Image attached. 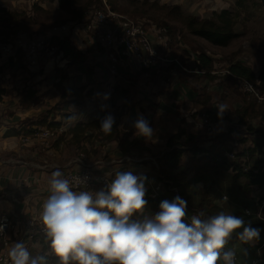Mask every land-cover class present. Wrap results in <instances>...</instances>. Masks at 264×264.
<instances>
[{"label":"crops","instance_id":"crops-1","mask_svg":"<svg viewBox=\"0 0 264 264\" xmlns=\"http://www.w3.org/2000/svg\"><path fill=\"white\" fill-rule=\"evenodd\" d=\"M26 1L31 6L33 5V3H35L36 7H39L41 10L52 11L55 12L54 14L56 15L59 13L58 0H26ZM149 1L152 2L160 1V4L180 5L181 7H183L181 2L178 0H149ZM215 1H217L221 7L225 4L222 3L223 0H215ZM203 6L208 8L209 3L207 0L203 1ZM71 26L73 27V29L75 28L72 32L62 33L59 35L60 38H63L68 34H71L69 42L67 43L65 48L66 53L62 55L60 58H64L68 55V53L70 52L69 45L76 42L77 39L76 37L79 35L78 34L79 31L85 34V37L83 39L84 43L80 45L82 46V49H79V47L76 48L77 50H74L72 52V56L65 60L69 63L70 67L71 66L73 67L70 69V71L74 72L73 74L74 81L73 83H70L69 80H67L65 77L67 76L66 72H64V75L63 73L61 75V79L56 80L54 77L46 78L47 80L52 79L54 81V82L49 81L47 84L48 86L50 85L53 86L54 83L62 84L65 87V90L69 88L86 87L88 91H92L91 95L93 94L96 97L97 101L93 102L90 100L89 103L86 102L85 104L84 103L80 104V106H72L67 113L74 114V110H75L79 115L77 116L76 121H74L71 125L69 124L67 125L66 130L68 128L75 127L76 125L85 126L91 123H96V121L100 122L102 118L109 113H111L113 116H115V114L117 113L118 114L121 113L122 116L120 120H118L117 122L118 129L121 131V138L125 139L127 137L132 141L133 140L143 141L142 145H140L141 147H139L131 155L161 157L167 149L166 145L168 140L173 136L177 135L180 129L181 130L184 129L188 135H191L190 130H195L198 132L194 124L195 119L203 115H206V113L209 111L218 113L217 106L223 103L232 112L231 117L227 121L216 123L214 129V135H215L214 138H216V140L214 142L202 141L200 142V145L203 146L204 148H209V150H211L212 152H217V153L221 152L226 157H229L230 155H235V158L232 160L236 159L240 149V145L238 142L241 141L243 137L249 136L250 132H247L244 135L240 136L242 129L246 127L240 124L238 118L239 115H237V113L243 107H245V105L242 103L243 107H240L239 103L237 102L241 98H240V94H238V92L235 91V89L233 88V83L229 82L230 85L228 87L226 86L230 77H228L227 81L225 82L224 80H218V79L213 80L210 79L209 77L207 78L205 76V73L199 72L197 71V69H194L193 66L190 67L191 69L185 68L186 70H190L189 72L188 71L185 72L187 74L190 73L189 74L190 79H193L197 74H202L201 75L202 82L204 81L206 82L205 86L202 88V96H205V98L207 97L210 98L207 104L205 105L202 104V106L199 105L197 106L200 108L199 111L200 114L198 113L197 115H195V113H192V115H188L189 114L188 112L190 110L193 111L195 109L196 104L194 106V103H188L187 100L184 101V99L181 97V94L186 93L187 95L189 92H194V91L199 92L196 94V97L195 96L193 97V95L190 93L191 99L195 100L200 95L201 87L197 85L195 82H193L192 83L193 90H192L191 80L190 79H189L190 81L187 80L185 76L186 74L183 75L180 69H178L175 66L159 64L157 67L153 68L152 70H143L140 63L137 60L130 59L127 63V66L121 68V74L123 75V78H111L108 68V61L105 56L104 50L101 48L102 50L98 52L97 50L98 46H96L97 43L82 29L81 26H77V27H74L73 25ZM21 34H25V33H21ZM89 51L90 53L92 52L93 54L98 53L99 55L90 56L88 54ZM86 56H90V57L86 58ZM171 56L175 58L174 55ZM12 60L13 63H15L14 66L20 69L23 68L26 71L27 67L24 65L25 63L23 62L22 59L16 58ZM9 61L4 59L2 62H0V70L2 68L7 67ZM19 62H22V64H19ZM187 63L188 62H186L184 66ZM7 69L8 71H11V68L9 70V68L7 67ZM31 72H32L31 70H28L27 72H24L23 75L30 73V75L32 76L34 73ZM174 74L176 76L172 81V77ZM182 77L184 82L181 81ZM39 80L43 81L41 78H39ZM209 80L212 81L211 83L212 86L208 88L207 91V89L205 88L208 85ZM25 81L27 80L24 79L21 82H25ZM187 81H189L188 85H185L184 83ZM95 83H103V85L98 89H94L93 87L95 86ZM109 86H112L113 88L115 87L117 88L116 95H113L114 92L107 90ZM174 87H177V89H174ZM118 88L119 90L123 89L126 91V94L123 91L124 94L123 98L125 99L123 102L126 103V105H124L125 109L121 107V105L124 104L123 102L121 104L117 103V99H116L117 95L119 94L122 95L121 93L118 92ZM55 89H56V85H55ZM216 91H221L223 93L222 99L216 98L215 95ZM104 94H110V98L107 101L103 99ZM254 103L260 106V104H258L256 101H254ZM104 104L106 105V108L102 110V105ZM17 107L16 105L11 103L8 106H6L5 103L0 104V159L4 161H8V160H13L15 162L19 161L22 163V164H7L1 168L3 181L0 185V193H1L0 218L3 215H8L16 225L14 233L8 236L7 238V240L9 241V246L6 248V251L10 250L14 242L22 241L26 244L32 255L35 256V255L43 254L44 252L48 251V247L45 241L43 231L40 228V213H41L42 205L46 201L47 197L50 195L48 180L50 179L51 172L48 171V169L45 170V167L52 166L53 163L55 164L56 163L55 161L57 160L58 161L63 160L64 163L71 161L72 158L71 154L67 157V154L64 155L63 153L66 152L65 149L67 148L65 146V143L68 142L70 139H72V136L70 134L67 136L65 135L61 136V138H64L65 140H63L59 144L58 143L53 144L54 143L53 142L51 148L48 151H42L41 141L38 139H32L28 143H26L21 139V136L15 138H5L6 133L10 131L14 125H17V127L20 125L19 121L16 123L14 122V117L12 115L14 109ZM62 110H64V108L61 109V111ZM2 112L4 119H2ZM28 113L29 112L25 110L20 116V119L27 117ZM180 114L184 115V118H182ZM139 116H143L146 120H148L150 126L154 130V136L150 141H146L145 139L139 138L135 135L136 130L134 128V123ZM164 118H165V123H161ZM9 121L14 123L9 124ZM247 121L253 124L261 123L258 122V120L253 121L252 119H248ZM156 122H158L159 125H156ZM23 126L24 123L22 127ZM48 126H44V128ZM157 126L159 127V129L166 127V130L161 134L158 131ZM35 127L37 128L41 126H34V128ZM262 128H264V122L262 123ZM95 130L97 129L88 132L87 139H91V138L97 139V137L92 135V133H94ZM2 133H4V136L2 135ZM96 133L98 136L100 131L97 130ZM202 134H207V133L202 131ZM208 134L211 135V133ZM236 135H238L237 138L235 137ZM183 139H187V138L184 137ZM196 139H200L199 135L198 138ZM95 150L96 148L91 147L89 153L87 154L88 157L90 156L92 157L91 161L97 160L95 155H98L99 151L97 152ZM189 154L190 153H187V155L185 156L182 162L183 170L186 169L187 167L186 165L189 162V157H190ZM102 155L105 157L106 155L112 157L106 159L109 160V162L116 161L119 158L124 159V157L129 156V155L124 156L117 142L106 145L103 148ZM255 159L261 160V162H263L264 165V153ZM111 167L104 168L102 170L103 172H98L97 176L106 174L110 176V179H112L114 178L117 172L134 171L135 173L146 175L148 180L147 191H150L151 187L159 183V179H160V176L158 175L159 172L155 171L150 164L149 165L133 164L130 166L117 165L115 167L112 168ZM201 184L202 182L197 183L198 186H201ZM102 188L103 187H101L100 185H96L91 190L99 191ZM216 188H218L221 191L219 186H216ZM171 193L173 192H170L169 194ZM178 193L179 195H181L179 191ZM221 193H223L222 200L221 197L219 196L216 197L214 199V205H216V207H218L222 211H226V212L231 211L232 214V210H228V208L226 210L221 207V204L222 205L225 204L223 202L224 201L223 197L225 196L227 197L226 202H228V200L230 202L231 197H229V195L227 193H224L223 191H221ZM173 194L175 198L176 194L175 193ZM256 195L264 196V190L256 191L253 197ZM165 196H166V192H165ZM165 196H161V197H165ZM173 199L170 196L168 198L165 197V200L171 201ZM244 208L246 207L245 206L239 207V209H241L242 211L244 210ZM33 220L38 222L39 226L31 229L29 223L30 221ZM228 247L237 250V253L238 254L240 253V255H242L238 246L228 245ZM3 250L5 251L4 240L0 238V254L2 253ZM54 259H56L54 256H49L50 264H57ZM256 260L255 258L250 261L245 260L244 264H252Z\"/></svg>","mask_w":264,"mask_h":264},{"label":"clouds","instance_id":"clouds-1","mask_svg":"<svg viewBox=\"0 0 264 264\" xmlns=\"http://www.w3.org/2000/svg\"><path fill=\"white\" fill-rule=\"evenodd\" d=\"M109 98L103 95L105 101ZM217 109L222 116L227 106L221 103ZM78 115L74 110L67 123ZM114 124L109 113L99 129L110 135ZM134 128L137 137L152 140L154 130L143 116ZM146 184L147 177L117 172L105 188L92 191L86 178L69 179L55 170L40 213L48 251L34 256L24 242L16 241L8 251L10 264H50L49 256L57 264H238L229 242L235 238L250 247L260 238L259 228L231 211L208 217L201 212L187 219V201L180 196L163 200L153 214L147 210Z\"/></svg>","mask_w":264,"mask_h":264},{"label":"trees","instance_id":"trees-1","mask_svg":"<svg viewBox=\"0 0 264 264\" xmlns=\"http://www.w3.org/2000/svg\"><path fill=\"white\" fill-rule=\"evenodd\" d=\"M58 2L59 13L57 15L54 14L55 12L44 11L39 7H34V11L42 12L46 17L50 19H57V22L54 25H80L84 24L83 22L85 21H90L89 13L91 9H93L97 4H103L102 0H58ZM107 3L114 8V11L119 12V14L125 13V11H121L118 8L119 0H107ZM142 5L153 11V13L155 14V16H142L149 18L148 21L155 22V24H150L142 20V25L145 32L148 34L153 47L157 49L161 54H164V50L166 49L164 48V45L162 41L159 40V38L161 37L162 40L171 45L174 42L173 34H178L181 36V30H187V32H189L191 35L202 38L217 47H228L234 40L239 37V35L233 31L235 21L232 13L229 10H223L221 13L215 11L212 18L200 19L199 17L194 15H186L180 5H161L159 4V2H149L148 0H144L142 2ZM159 25H161L162 27H160ZM15 35L16 34H13L4 38L0 37V39L4 40L5 42L3 43L5 44L13 45L11 41L14 39V37L12 36ZM70 37L71 34H68L63 38L54 39L53 44L59 47L57 58H60L63 54L66 53L65 48L67 43L69 42ZM171 55H174V53L170 52V54H168V56ZM22 56V52H20L18 54V58L22 59ZM174 56L178 57V54L175 53ZM4 59L6 58L0 54V62H2ZM194 60L197 61L195 67L192 63L189 65L190 67L193 66L194 69H197V71L205 73V76L207 78L209 77L213 80H222L221 77L216 75V72H213L214 65L213 59L211 57L200 54L199 57L194 58ZM19 64H22V62H19ZM14 65L15 63H13V60H11L9 61L7 67L10 70V68L14 67ZM27 69L28 68H26V71L29 70ZM58 70L62 75V72L59 68ZM229 72L231 75L252 83L256 88H260L261 92L264 91V69L259 75H256L251 68L242 64H236L230 67ZM225 76L227 78L230 77L227 76V74ZM229 81L234 83L231 77ZM28 83L29 82L27 81L21 82V84H23V87L16 89L18 96L22 95L24 92L32 91L31 88L28 87ZM123 91L126 94L125 90H119L118 88V92L121 93L122 96H124ZM91 93L92 91H88L86 87L69 88L63 91L59 102L60 104L65 105L64 116L54 114L61 110L59 106H55V108L53 107L47 112L42 113V115L29 118L28 116L24 117L19 120L20 125L18 127L17 125H14L12 129L6 133L5 138H15L22 135L31 136L34 126L44 127L49 125L52 128L63 129V133L58 136L60 139H54L53 144H59L60 142L65 140L64 138H61V136L63 135L67 136L70 134L72 136V139L66 142L65 146L67 147V151L70 150V152L72 153L71 155L73 156H77L80 153H84L87 155L91 147L93 148L96 143L105 147L106 145L113 144L114 142H117L119 144V148L121 149V152L124 154V156L131 155L134 151L141 147L140 145H142L143 141H132L127 137L125 139L121 138V131L118 129L117 125L118 120H120L122 116L121 113L115 114V124L110 135H105L99 129V121L85 126L76 125L75 127H71L66 130V127L68 125L67 117L69 115H72L67 113L68 110L72 106H80V104H85L86 102L89 103V101L91 100V96L93 95H91ZM30 95V97H33L32 93H30ZM197 99L201 103V106L202 104H207L208 100H210V98H205V96L202 95H199L195 100ZM196 114L198 113H195V115ZM237 115H239L238 118L240 124L247 128V130L250 132V135L247 137H243V139L241 140L244 148L237 154L235 160L226 157L221 152H212L211 150H209V148H204L198 143L193 145L192 148H187V142L193 141L194 139L198 138V136L188 135L184 129H180L177 135L168 140L166 145L167 149L158 161V175L162 176L163 179L170 182L172 187L180 192V196L187 201L186 217H188L189 219L192 215L199 214L201 212L204 213L205 217H208L222 211L221 209L216 207V205H214V199L220 192V190L216 188V186H219L221 191L227 193L229 197H232L235 200H237L238 197L242 198L243 206L255 210V200L253 195L256 191H261L264 189V165L261 160L255 159L264 153V128H262V123L253 124L249 123L247 120L252 119L253 121H261L260 117H263L264 120V107L262 105L261 108L260 106L256 105L254 101L251 103L246 102L245 107H243L237 113ZM207 116L213 123H219L229 120L226 117L218 115V113L210 111L207 112ZM23 123L24 126L22 127ZM256 126H260V129H256ZM94 129L100 131L97 139H87L88 132L93 131ZM184 137H186L187 139H183ZM187 153H190L189 162L186 165V169L183 170L182 162ZM104 168L108 167H103L101 165L97 167L96 175ZM132 172L135 173L134 171ZM160 181H162V179H159V182ZM225 181L231 182V186L227 189H225ZM200 182H202V184L201 186H198L197 183ZM234 186L237 192L236 195H234L232 191L234 189ZM164 191L166 192V196L165 192H163L161 196H165L166 198L170 196L172 199L174 198L173 193L169 194L170 191L168 185L165 186ZM222 194L223 193H221V196ZM199 195H202L201 201L198 203V205L194 206L193 200ZM161 196L159 197V199L153 200L151 198V192H146L145 199L148 201V211L154 214L159 210V204L163 200H165V197ZM213 196L214 199L212 200V202H210V199ZM232 214L237 217H243V219L246 222H250L253 227L259 228L261 230L263 229L264 224L257 219L245 218L244 210L242 211L241 209H233ZM229 246H238V248H240V250L242 251V255H240L239 261L240 263L243 262L242 264H244L245 260L250 261L254 258L255 260L259 259L258 252L261 244L258 242L249 247L243 245L240 241L233 238L229 242ZM54 260L57 263L56 259ZM258 264H264V250L263 261L259 262Z\"/></svg>","mask_w":264,"mask_h":264},{"label":"rangeland","instance_id":"rangeland-1","mask_svg":"<svg viewBox=\"0 0 264 264\" xmlns=\"http://www.w3.org/2000/svg\"><path fill=\"white\" fill-rule=\"evenodd\" d=\"M143 1L144 0H119L118 8L121 11H125L124 14L122 13L120 14L128 18L140 19V20L146 21L147 23L155 24V22L148 21L149 18L142 17V16H155L153 11H151L150 9L142 5ZM178 1L181 2L183 6L182 10L186 15H194V16L199 17L200 19L212 18L215 11L218 13H221L223 10H229L232 13L234 17V21H235L233 31L236 34H238L239 37L236 40H234L228 47H217L202 38L191 35L189 32H187V30H181L180 31L181 36L178 34H173L174 42L173 44L169 45L170 52H173L174 55L175 53L178 54V57L175 56V58L179 59L181 63L183 64V66L186 62H188L184 66L186 69L187 68L191 69L189 66L191 63L195 67V64L197 63V61L194 60V58H198L200 54L211 57L213 59V65H214L213 72H216V75L221 77V79L224 80V82L227 81V77L225 76L226 74L227 76H230L233 79L234 83L228 81L226 86L228 87L230 83H233V88L235 89V91L238 92V94H240L241 99L237 101L240 107H243L242 103L245 105L246 102L251 103L255 101V99H253L252 96L242 91L244 89V86L241 84L240 85L238 84L237 78L234 75L230 74L229 69L232 65L242 64L244 66L251 68L256 75H259L264 69V3L262 2V0H223L222 3H225V4L222 7L215 0H207L209 3L208 8L203 6L204 0H178ZM149 2H152V1H149ZM158 2L160 4V1ZM34 4L35 3H33V5L31 6L26 0H21V1L20 0H0V37L4 38L6 36H11L13 34L17 35L18 33H25V34L28 33L26 34L27 36L34 35L36 37H45L48 34L49 30L55 27H60V25H54L56 24L57 19L56 20H54V18L50 19L46 17L44 13L39 12V11L35 12L34 7H36V4L35 5ZM161 5H165V4H161ZM108 6L110 7L112 11H114L113 10L114 8L112 6H110L109 4ZM102 7H103V4L102 5L97 4L91 10L99 9ZM114 12H117V11H114ZM88 23H90V21H88ZM159 26L162 27L161 25ZM78 34L79 35L76 37L77 38L76 42L69 45L70 52L68 53L66 57L64 58H57V57L53 58L52 57V59L45 62V65L42 66L41 69L31 72V73H34L33 77L30 75V73L23 75L24 72H27V71H25L23 68L20 69L16 66L12 67L11 71H8L7 67L2 68L0 70V80H1L0 81V104L5 103V105L8 106L11 103V104L16 105V107L18 106L17 108L14 109V112L12 113L15 123L19 121L20 116L25 110L29 112L28 113V118H29V117H35L38 115H42V113L47 112L48 110H50V108L51 109L53 107L55 108V105L59 106L60 109H63L65 107V105H62L59 103L60 96L62 95V92L65 90V87L62 84H55V83L53 84V86L52 85L48 86L47 83L53 80L52 79L47 80L46 78L54 77L56 80L61 79V74H59V70H58L59 68L60 71L63 73V75H64V72H66V75H67L65 76L66 79L69 80L70 83H73L74 72L70 71V69L73 67L72 66L70 67L69 63L65 60L72 56V52L74 50H77L76 48L79 47V49H82V46L80 45L84 43L83 39L85 37V34L81 33V31H79ZM16 35L12 37L15 38ZM90 36H92L91 38L94 39L93 35H90ZM0 40H1L0 42L2 43L5 42L2 39ZM97 50L99 52L102 49L98 47ZM88 54L90 56L99 55L98 53H95V54H93V52L90 53V51L88 52ZM90 56H86V58ZM187 71L189 72L190 70H187ZM181 72L183 75L186 74L185 76L187 80L190 79L189 77L190 73L187 74L183 70H181ZM120 73H121V69H120ZM201 75L202 74H197L193 79H190L192 90H193L192 88L193 82H195L197 85L201 87L200 95H202V88L206 84L205 81L202 82ZM175 76L176 75L174 74L172 77V81L174 80ZM110 77L114 78L112 77L111 74H110ZM39 78H41L43 81L39 80ZM24 79L27 80V82H29L28 87L31 88L32 91L24 92L22 95L18 96L16 89L23 87V84H21V81ZM181 81L184 82L183 77L181 78ZM189 81L185 82L184 84L188 85ZM211 83L212 81L209 80L208 85L205 88L207 89V91H208V88L212 86ZM55 85H56V89H55ZM102 85L103 83H95V86L93 88L98 89ZM174 89H177V87H174ZM256 90L259 94L264 96V94H262L264 93V91L261 92L260 88H256ZM116 92H117V88L115 87L113 95H116ZM30 93H32L33 97H30L31 96ZM190 93L193 95V97L194 96L196 97V94L199 92H195V91L189 92L187 95L186 93L181 94V97L184 99V101L187 100L188 103H194V106L196 104L195 109L193 111L190 110L188 112L189 113L188 115H192V113L200 114L199 112L200 108L197 106L198 105L201 106V103L198 101V99L192 100ZM215 95L217 99H220V98L222 99L223 97V93L221 91H216ZM93 97L95 96L94 95L91 96V101ZM116 99H117L118 104H121L125 100L123 96L120 94L117 95ZM123 103L124 104H122L121 107L125 109L124 105H126V103L125 102ZM262 105L264 107V104H261L260 105L261 108H262ZM63 113H65L64 110L62 111L59 110L58 112L54 114L64 116ZM231 113L232 112L227 107V111L223 113L222 117H226L227 119H229L231 117ZM180 115L182 118H184V115L182 114ZM2 119H4L3 112H2ZM197 120H200V118ZM260 120L261 121L258 120V122H261V123L264 122L263 117H260ZM14 122L9 121V124H12ZM161 123H165V118L162 120ZM156 125H159V123L156 122ZM157 129L162 134V132L166 130V127L159 129V127L157 126ZM256 129H260V126H256ZM96 131L97 130H95V132L92 133V135L95 137H97ZM190 133L193 136L199 135L200 139H194L191 142L188 141L186 144L187 148H192L193 145H195L196 143L200 144V142L202 141L214 142L216 140V138H214L215 137L214 130L211 133V135L208 133L202 134V131L197 132L195 130H190ZM2 135L4 136V133H2ZM91 139L94 140L93 138ZM238 143L240 145V149H239V152H240L244 148V146L241 141H239ZM94 148H96L95 151L100 152V155H99V152H98V155H95L97 160H95L94 162L102 163L101 166L103 167H111L113 166L114 162H118L122 160L119 158L116 161L109 162V160H106V159H109L112 157H109L107 155L105 157L102 155L104 146L100 144H95ZM65 150L66 152L63 154L64 155L67 154V157L70 154H72L70 150L68 151L67 149ZM71 156L72 158L76 157L73 155ZM129 156L131 158L151 157V156H139V155H129ZM155 157L156 156L152 158H155ZM88 158L92 159L91 156ZM91 159H88V160L91 161ZM100 159H103V160H100ZM55 162L59 165L66 164L63 162V160L61 161L57 160ZM145 164H148V165L150 164L155 171H158V167L155 166L153 163H143V165ZM101 172L103 171L101 170ZM225 183H226L225 189L231 186L230 181H225ZM232 191L234 195L237 194L235 186ZM218 196L219 197L221 196V191L218 193V195H216V197ZM254 197L256 200L260 199L259 196L257 195ZM201 198H202V195H199L194 198L193 200L194 206L198 205V203L201 201ZM213 199H214V196L211 197L210 202H212ZM221 200H222V196H221ZM223 202L225 204L224 205L221 204V207L226 210L227 208L228 210L239 209L240 206H243L242 204L243 200L240 197H238L237 200L231 197L230 202L229 200L228 202L226 201H223ZM235 251L237 252V250ZM240 252L242 253L241 250ZM237 256H238V259L240 260V257H239L240 253L239 254L237 253ZM259 262L261 261H258L257 264ZM242 263L243 262H241V264Z\"/></svg>","mask_w":264,"mask_h":264},{"label":"built area","instance_id":"built-area-1","mask_svg":"<svg viewBox=\"0 0 264 264\" xmlns=\"http://www.w3.org/2000/svg\"><path fill=\"white\" fill-rule=\"evenodd\" d=\"M103 3L104 6L102 8L90 11V23H88V21H85L83 22L84 24L72 25L74 27L81 26L88 35H93L97 45L105 52V56L108 61L109 72L112 77L123 78V75L120 73V69L126 67L130 59L137 60L143 70H152L159 64H165L168 66H175L178 69L187 72L179 59L174 58L173 56H168V54H170L169 44L162 40L161 37L159 38V40L162 41L164 48L166 49L164 50V54H161L157 49L153 47L148 34L143 28L142 20L128 18L117 12H114L110 9L105 0H103ZM74 29L71 25H61L60 27H55L49 30L48 34L45 37H29L26 34L18 33L16 37L11 41L13 45L0 42V54L7 60H12L18 58V54L22 52V60L27 68L31 71H36L38 69H41V67L45 65L46 61L52 59V57H57L59 47L53 44L54 39H58L60 38V34L72 32ZM236 78L238 84L244 86V89L242 90L244 93L252 96L258 104H264V96L257 92L256 87L252 83L238 77ZM107 90L114 92V88L112 86H109ZM92 101L96 102L97 99L93 97ZM102 106L106 105L104 104ZM199 118L200 120H197ZM197 119H195L194 124L198 131H203L206 133L213 132L216 123L214 124L209 119L207 113L206 115L198 117ZM32 131L33 133L31 136L22 135L21 139L26 143H28L32 139L40 140L42 151H48L51 148L54 139H57L58 136L63 133L62 128H52L50 126L46 128L37 127ZM247 132H249L247 128H243L240 136L244 135ZM235 137L237 138L238 135H236ZM229 157L231 159H234L235 155H230ZM144 158H131L130 156L124 157V159L118 162H114L113 166H130L133 164L142 165L143 163H153L158 167L159 170L158 161L160 157ZM7 164L22 163L19 161H4L0 159V185L3 181L1 168ZM101 164L102 163L100 162L89 161L86 154L80 153L64 165L55 163L50 167H45V170L48 169V171L52 173L55 170L59 169L60 171H62L64 176L69 179L75 176H80L82 179L86 178V186L89 190H91L96 185H100L101 187L105 188L107 183L111 180L109 175H96V169ZM134 174L146 177V175H141L138 173ZM160 179H162V181H160L157 185L151 187L150 192L151 198L153 200L159 199L161 194L164 192L166 185L169 186L170 192L175 193L176 196H180L178 190L173 188L170 182L163 179L162 176H160ZM81 187L84 186L81 185ZM259 198V200L254 199L255 210H252L251 208H245L244 215L247 219L254 218L264 224V196H259ZM187 219L189 218L187 217ZM0 225L4 226V231L0 232V238L4 240L5 245V251L3 250L0 254V264H10L8 251H6V248L9 246V241L7 240V238L14 233L16 225L8 215L1 216ZM29 226L31 229H33L38 227L39 223L33 220L30 221ZM258 243L261 244L258 252L260 258L252 264H257L258 261H263L262 253L264 250V226L261 230ZM239 262L240 261L238 259V264Z\"/></svg>","mask_w":264,"mask_h":264},{"label":"water","instance_id":"water-1","mask_svg":"<svg viewBox=\"0 0 264 264\" xmlns=\"http://www.w3.org/2000/svg\"><path fill=\"white\" fill-rule=\"evenodd\" d=\"M262 2L264 3V0H262Z\"/></svg>","mask_w":264,"mask_h":264}]
</instances>
